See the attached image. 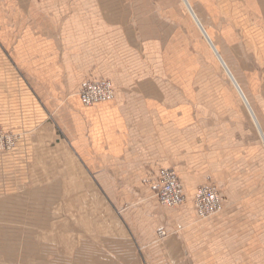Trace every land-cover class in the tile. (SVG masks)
Here are the masks:
<instances>
[{
	"label": "crops",
	"instance_id": "crops-1",
	"mask_svg": "<svg viewBox=\"0 0 264 264\" xmlns=\"http://www.w3.org/2000/svg\"><path fill=\"white\" fill-rule=\"evenodd\" d=\"M183 2L264 142V98L252 103L235 77L264 76V0ZM151 10L147 0H0V43L10 44L11 59L26 60L27 73L51 90L75 92L97 79L115 90L108 102L85 106L76 95L65 105L59 143L71 147L72 162L38 166L43 182L58 184L54 220L39 229L34 252L28 245L25 259L0 256V264H254L212 242L211 218L221 212L196 215L195 191L206 181L177 174L183 203L158 202L157 173L174 169L162 164L160 143L138 111L162 104L167 75L163 28Z\"/></svg>",
	"mask_w": 264,
	"mask_h": 264
},
{
	"label": "rangeland",
	"instance_id": "rangeland-1",
	"mask_svg": "<svg viewBox=\"0 0 264 264\" xmlns=\"http://www.w3.org/2000/svg\"><path fill=\"white\" fill-rule=\"evenodd\" d=\"M147 2L162 24L167 75L162 104L138 108L146 116L144 129L159 141L163 165L182 181H206L202 184L221 195V213L211 218L212 242L226 244L230 255L241 252L264 264L262 137L183 0ZM9 46L0 43V256L22 260L28 245L34 252L41 241L39 229L54 220L58 184L54 178L43 182L38 166L72 162L71 147L59 143L64 130L59 120L78 91L51 90L43 76L27 73L26 60L8 57ZM235 77L252 103L262 101L263 75ZM153 114L156 123L149 121Z\"/></svg>",
	"mask_w": 264,
	"mask_h": 264
},
{
	"label": "built area",
	"instance_id": "built-area-1",
	"mask_svg": "<svg viewBox=\"0 0 264 264\" xmlns=\"http://www.w3.org/2000/svg\"><path fill=\"white\" fill-rule=\"evenodd\" d=\"M77 94L81 104L91 106L112 100L115 90L110 80H86L81 84ZM157 182V199L160 204L175 207L183 203L185 199L183 186L175 171L169 168L160 169L157 173ZM193 205L199 218L209 217L222 209L221 197L209 186H199L196 189ZM159 234L164 236L166 231L160 230Z\"/></svg>",
	"mask_w": 264,
	"mask_h": 264
},
{
	"label": "water",
	"instance_id": "water-1",
	"mask_svg": "<svg viewBox=\"0 0 264 264\" xmlns=\"http://www.w3.org/2000/svg\"><path fill=\"white\" fill-rule=\"evenodd\" d=\"M186 2V1H185ZM187 3V2H186ZM206 38H207V36H206ZM221 60V59H220ZM222 62V61H221ZM226 71H228L227 69H226ZM228 75L232 78V76H231V74L228 72ZM233 80V79H232ZM234 81V80H233ZM235 82V81H234ZM235 84H236V82H235ZM237 86V85H236ZM243 96V95H242Z\"/></svg>",
	"mask_w": 264,
	"mask_h": 264
}]
</instances>
